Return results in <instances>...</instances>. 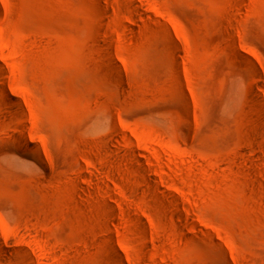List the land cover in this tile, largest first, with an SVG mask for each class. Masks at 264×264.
<instances>
[{"label":"rangeland","instance_id":"1","mask_svg":"<svg viewBox=\"0 0 264 264\" xmlns=\"http://www.w3.org/2000/svg\"><path fill=\"white\" fill-rule=\"evenodd\" d=\"M0 264H264V0H0Z\"/></svg>","mask_w":264,"mask_h":264},{"label":"bare ground","instance_id":"2","mask_svg":"<svg viewBox=\"0 0 264 264\" xmlns=\"http://www.w3.org/2000/svg\"><path fill=\"white\" fill-rule=\"evenodd\" d=\"M21 146L25 147L31 154L35 153V149H33L32 147H30L28 145H21Z\"/></svg>","mask_w":264,"mask_h":264}]
</instances>
